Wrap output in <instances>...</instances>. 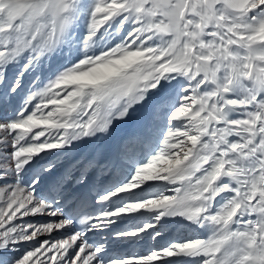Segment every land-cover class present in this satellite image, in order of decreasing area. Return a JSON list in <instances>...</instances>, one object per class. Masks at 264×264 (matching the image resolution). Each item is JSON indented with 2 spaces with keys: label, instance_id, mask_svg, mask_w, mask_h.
Segmentation results:
<instances>
[{
  "label": "snow or ice",
  "instance_id": "snow-or-ice-1",
  "mask_svg": "<svg viewBox=\"0 0 264 264\" xmlns=\"http://www.w3.org/2000/svg\"><path fill=\"white\" fill-rule=\"evenodd\" d=\"M0 264H264V0H0Z\"/></svg>",
  "mask_w": 264,
  "mask_h": 264
},
{
  "label": "bare ground",
  "instance_id": "bare-ground-1",
  "mask_svg": "<svg viewBox=\"0 0 264 264\" xmlns=\"http://www.w3.org/2000/svg\"><path fill=\"white\" fill-rule=\"evenodd\" d=\"M91 147H92L91 145H82V148H83L84 150L91 149ZM66 232H71V229H67ZM55 238H56V239H59L60 236L57 234V235L55 236Z\"/></svg>",
  "mask_w": 264,
  "mask_h": 264
},
{
  "label": "rangeland",
  "instance_id": "rangeland-1",
  "mask_svg": "<svg viewBox=\"0 0 264 264\" xmlns=\"http://www.w3.org/2000/svg\"><path fill=\"white\" fill-rule=\"evenodd\" d=\"M27 219V218H26ZM37 219H39V218H37Z\"/></svg>",
  "mask_w": 264,
  "mask_h": 264
}]
</instances>
